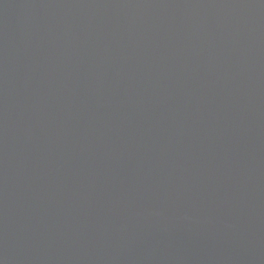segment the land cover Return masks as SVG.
Returning a JSON list of instances; mask_svg holds the SVG:
<instances>
[{
    "label": "water",
    "instance_id": "1",
    "mask_svg": "<svg viewBox=\"0 0 264 264\" xmlns=\"http://www.w3.org/2000/svg\"><path fill=\"white\" fill-rule=\"evenodd\" d=\"M0 264H264V0H0Z\"/></svg>",
    "mask_w": 264,
    "mask_h": 264
}]
</instances>
